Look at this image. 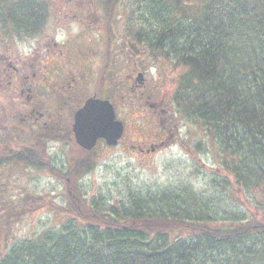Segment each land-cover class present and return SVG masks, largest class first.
Returning <instances> with one entry per match:
<instances>
[{"label": "trees", "instance_id": "obj_1", "mask_svg": "<svg viewBox=\"0 0 264 264\" xmlns=\"http://www.w3.org/2000/svg\"><path fill=\"white\" fill-rule=\"evenodd\" d=\"M77 1L65 3L83 12L92 9L102 20L99 73L90 70L89 80L82 75L77 87L65 89L72 95L70 108L52 112L62 116L54 124L70 129L89 89L98 92L108 81L107 95L114 99L127 88L113 83L115 53L106 43L123 5V35L155 61L160 57L180 69L170 106L207 131L218 146L221 171L202 191L187 183L164 188L129 184L116 197L110 187L89 194L80 180L93 167L97 146L76 145L79 155L61 170L9 127L16 121L13 115L37 110L35 100L43 107L55 104L48 82L61 87L71 76L78 54L71 47L82 50L88 29L53 50L46 47L36 61L21 60L19 72L6 80L0 57V168L48 169L64 183L63 203L57 205L64 218L53 228L10 241L0 251V264H264V0H89L86 6ZM48 17L40 0H0V27H12L19 38L40 34ZM64 47L71 50L65 67L58 66L61 59L48 63V56L63 55ZM35 69L45 75L36 86L42 101L30 86ZM31 87V100L18 94ZM228 189L244 192L259 215L250 207L227 205L223 190ZM1 206L6 218L16 208L10 200Z\"/></svg>", "mask_w": 264, "mask_h": 264}, {"label": "rangeland", "instance_id": "obj_2", "mask_svg": "<svg viewBox=\"0 0 264 264\" xmlns=\"http://www.w3.org/2000/svg\"><path fill=\"white\" fill-rule=\"evenodd\" d=\"M40 1L49 11L43 31L35 37L25 39L15 36L10 26L0 27V56H9L11 60L17 61L18 65L21 60L24 62L28 57L36 61L37 53L45 52L46 47L53 50L56 43L61 44L71 39L83 28L88 27L80 44L84 53L81 55L80 51L71 47L73 52H78L77 56L81 55L78 61H85L78 66L72 64V70H82L88 79L90 68L86 63L93 56L94 43L98 42L101 36L102 20L92 9L83 12L77 7H69L65 0ZM90 2L81 0L79 3L86 6ZM123 8V5L119 6L121 12H118L119 16L114 25L113 40L117 54L114 56L113 83L128 87L131 84L130 77L134 78L137 72H142L144 84L153 91L152 98L156 100L164 97L166 102H170L181 71L160 57L155 61L143 50V46L138 45L140 51L132 54L128 39L125 34L123 35L126 22ZM91 30H97V33L89 41ZM88 43L85 48L84 45ZM71 50L64 47L62 56L68 58L65 54H69ZM53 55L56 58V52ZM96 67L95 72L99 73ZM134 68L136 70L133 72ZM98 76L96 75L95 79ZM111 89L112 84L107 81L97 93L102 98L105 96L109 98L107 94ZM111 100L116 102L117 118L125 122L126 130L117 145L108 146L102 142L97 145L94 151L95 163L80 180L89 194H94L100 189L108 191L110 187L112 197H116L117 190L129 184L134 187L164 188L177 183H187L202 191L209 187L207 185L212 178H217L218 172L221 171L220 160L217 158L218 146L199 124L190 121L183 113H175L173 108L167 112L164 121H161L160 117L152 115V110L148 109L144 101L131 103L127 98L124 103L120 102L118 91L116 97ZM68 106L70 107V103ZM9 127L15 130L17 136L23 138L25 135L46 163L53 164L61 170L66 168L69 159L80 153L73 136L66 134L63 128L57 132H46L34 126L23 127L25 129L23 130L17 121H12ZM32 131L34 132L31 133ZM160 141L164 144L154 151H139V148L146 149ZM260 190L264 193V187ZM223 192H225L223 200L227 205L247 209L250 207L259 215V212L250 206L249 198L244 192L237 193L236 189ZM28 195L38 199L33 200ZM23 197L27 200L17 201ZM63 199L64 183L55 178L48 169L38 170L25 165L0 168V251L13 239L37 234L59 224L64 217L59 213L57 205L62 204ZM5 200L13 201L16 205L15 209L10 210L12 213L8 218L5 217V209L1 206V202L4 205Z\"/></svg>", "mask_w": 264, "mask_h": 264}, {"label": "flooded vegetation", "instance_id": "obj_3", "mask_svg": "<svg viewBox=\"0 0 264 264\" xmlns=\"http://www.w3.org/2000/svg\"><path fill=\"white\" fill-rule=\"evenodd\" d=\"M5 59V66L3 67L4 71V76L5 78H11L13 77L16 73L19 72L20 67L16 66L14 61L10 60L9 56L3 57ZM48 63L52 62V60L58 61L61 59L58 64L59 67L64 68V59L66 60L67 58L56 55V58L54 55L48 56ZM136 70L134 68L133 72ZM47 74V73H45ZM30 77V86H33L35 90L37 89L36 86H39L40 83H44L42 79L44 78L45 80V75L44 72L41 71L39 72L38 70H34L31 73ZM73 73L71 76L66 79L65 83L61 87L57 86L55 82H48V87L56 95L57 101L55 104L48 105L47 107L41 106V102L35 100L37 110L35 108L30 109L29 113L26 116H19V115H13L14 118H17L20 122L25 124V127H32L34 126L35 128H41V130H47L51 129L53 127V124L51 121H54V118H59V121L62 120V116L58 114H53L52 112H57L62 110L63 108L68 107V103H71L72 101V95L69 91L65 89H71L72 86L77 85V77H75ZM131 84L128 85V88L125 89V92H127V96L125 94L122 95V102L129 98L131 103H134L136 101H144V104L148 107L149 110H152L154 116L160 117L161 121H164L165 116L167 112L169 111V105L168 102L165 101V98L161 99H153V91L150 90V88L146 87L144 82L142 84H138L136 81V78L130 77ZM59 85V82H58ZM22 88L19 90V93L21 96H25L26 100H31L32 96V88ZM150 90V93H148ZM42 97V93H38L36 90V99ZM42 101V99H41ZM128 101V100H127ZM73 122V121H72ZM63 125V123H62ZM61 126V125H58ZM30 130V129H29ZM47 132H53V129ZM163 141H160L158 144L154 143L153 145L156 147L162 146Z\"/></svg>", "mask_w": 264, "mask_h": 264}, {"label": "water", "instance_id": "obj_4", "mask_svg": "<svg viewBox=\"0 0 264 264\" xmlns=\"http://www.w3.org/2000/svg\"><path fill=\"white\" fill-rule=\"evenodd\" d=\"M137 78L141 81L143 74L138 73ZM123 130V122L116 119L113 104L107 99L91 96L74 114L72 132L75 141L87 150L92 149L101 138L107 145H116Z\"/></svg>", "mask_w": 264, "mask_h": 264}]
</instances>
